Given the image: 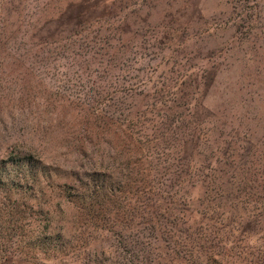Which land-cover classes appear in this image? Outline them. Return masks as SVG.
I'll use <instances>...</instances> for the list:
<instances>
[{"label":"rangeland","instance_id":"374dc122","mask_svg":"<svg viewBox=\"0 0 264 264\" xmlns=\"http://www.w3.org/2000/svg\"><path fill=\"white\" fill-rule=\"evenodd\" d=\"M26 155L0 264H264V0H0V161Z\"/></svg>","mask_w":264,"mask_h":264},{"label":"trees","instance_id":"16d2710c","mask_svg":"<svg viewBox=\"0 0 264 264\" xmlns=\"http://www.w3.org/2000/svg\"><path fill=\"white\" fill-rule=\"evenodd\" d=\"M45 170L46 169L43 163L40 160L35 159L31 155H26L23 157H10L7 160H1L0 196H2L3 198L2 200H0V207H5L6 203H4L3 201L10 202L9 197L18 192L26 193V191H31L34 194H41L43 192L41 187V178H43L42 173L45 175ZM0 210H2V208H0ZM2 226L3 225L0 226V229H2L3 232H8L10 230V227ZM17 229L22 230V228L20 227ZM66 232L67 231L65 230V233ZM38 238L42 239L41 243L38 245L39 251L44 248H50V250L54 254L68 253L67 251H65L67 244L61 243V241H55L52 243L47 240L48 238L43 239L41 235H39ZM68 249L70 252V248ZM86 264H91V262L88 261Z\"/></svg>","mask_w":264,"mask_h":264}]
</instances>
